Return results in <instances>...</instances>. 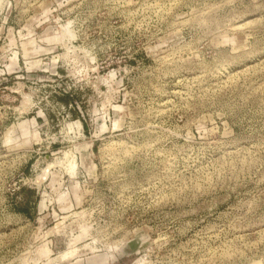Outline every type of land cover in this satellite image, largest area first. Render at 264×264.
Here are the masks:
<instances>
[{"label": "rangeland", "instance_id": "obj_1", "mask_svg": "<svg viewBox=\"0 0 264 264\" xmlns=\"http://www.w3.org/2000/svg\"><path fill=\"white\" fill-rule=\"evenodd\" d=\"M0 264H264V0H0Z\"/></svg>", "mask_w": 264, "mask_h": 264}]
</instances>
